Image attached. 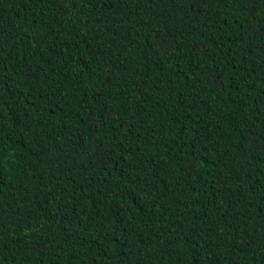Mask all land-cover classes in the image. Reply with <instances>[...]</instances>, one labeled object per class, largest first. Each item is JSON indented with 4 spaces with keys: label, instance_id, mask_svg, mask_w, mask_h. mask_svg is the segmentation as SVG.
Wrapping results in <instances>:
<instances>
[{
    "label": "trees",
    "instance_id": "trees-1",
    "mask_svg": "<svg viewBox=\"0 0 264 264\" xmlns=\"http://www.w3.org/2000/svg\"><path fill=\"white\" fill-rule=\"evenodd\" d=\"M0 264H264V0H0Z\"/></svg>",
    "mask_w": 264,
    "mask_h": 264
}]
</instances>
